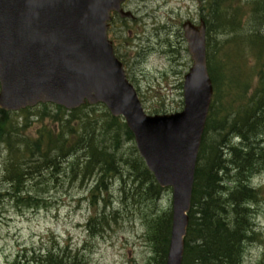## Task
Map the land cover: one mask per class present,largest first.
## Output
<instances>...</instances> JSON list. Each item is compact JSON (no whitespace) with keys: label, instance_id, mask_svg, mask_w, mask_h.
<instances>
[{"label":"trees","instance_id":"16d2710c","mask_svg":"<svg viewBox=\"0 0 264 264\" xmlns=\"http://www.w3.org/2000/svg\"><path fill=\"white\" fill-rule=\"evenodd\" d=\"M199 1L207 28V69L215 93L195 171L182 264H241L245 245L257 239L250 232L249 219L254 216H250L248 206L258 202L259 191L249 189L247 182L264 158V139L259 140L264 135V0ZM256 78L257 87L248 98ZM55 109L56 116L46 115L51 124L41 125L33 139L21 138L27 120L18 127L11 114L0 112V147L8 151L3 182L9 186L0 196L6 195L16 204L38 206L37 197L26 185L42 171L56 172L63 165V172H69L74 180L80 177L84 183L99 175L89 190L92 206L95 199L101 202L111 183L123 184L128 175L134 190L145 194L153 191L158 196L160 189L134 148L132 162L125 159L120 142L122 138L131 142L132 136L120 118L111 117L101 105H85L68 113ZM21 113L20 117L24 113L28 117L30 112ZM220 138L227 143L220 144ZM130 199L138 204L145 201L133 193ZM162 214L142 218L151 264L165 262L171 215L169 211ZM30 254L29 259L24 258L25 264H84L78 253L67 248ZM260 264H264V255Z\"/></svg>","mask_w":264,"mask_h":264},{"label":"water","instance_id":"95a60500","mask_svg":"<svg viewBox=\"0 0 264 264\" xmlns=\"http://www.w3.org/2000/svg\"><path fill=\"white\" fill-rule=\"evenodd\" d=\"M124 0H0V110L38 103L73 110L104 104L122 116L160 187L172 188L166 264H182L198 148L212 95L205 26L182 28L192 60L184 78V110L147 117L106 36Z\"/></svg>","mask_w":264,"mask_h":264},{"label":"rangeland","instance_id":"374dc122","mask_svg":"<svg viewBox=\"0 0 264 264\" xmlns=\"http://www.w3.org/2000/svg\"><path fill=\"white\" fill-rule=\"evenodd\" d=\"M199 6V0H128L125 10L134 18L123 23L116 19L111 25L110 39L116 54L148 114L174 113L182 109L183 77L192 63L186 52L181 24L187 20L197 23ZM29 112L28 117H20L21 113L10 115L18 127L27 120L21 138H35L41 125L51 124L46 115L54 117L57 114L51 106L45 109L38 106ZM219 141L222 145L227 143L222 138ZM237 142L233 141L234 144ZM131 150V144L123 148L129 162L133 159ZM7 152L0 147L2 193L9 187L3 182ZM260 162V172L251 182L253 187L262 189L259 191L261 199L253 205L256 206L253 222L259 237L264 239L263 157ZM65 166L56 172L42 171L26 185L37 197L38 206L16 204L8 196H0V264H25L24 258L29 259L32 252L63 250L66 246L68 251H79L78 256L84 264H148L152 254L144 238L142 218L150 215L156 218L167 212L171 207V192L163 190L158 196L153 191L145 194L139 189L134 190L131 179H125L123 186L115 181L110 184V195H103L108 208L102 211V204L95 199L98 203L96 212V206L91 208L93 198L88 192L98 182L99 175L91 176L82 185L80 177L81 180L74 181L69 172H63ZM132 193L145 201L136 203L130 199ZM99 212L97 221L89 224L91 214L95 216ZM262 253L264 247L259 242L247 243L241 262L260 264Z\"/></svg>","mask_w":264,"mask_h":264},{"label":"bare ground","instance_id":"6f19581e","mask_svg":"<svg viewBox=\"0 0 264 264\" xmlns=\"http://www.w3.org/2000/svg\"><path fill=\"white\" fill-rule=\"evenodd\" d=\"M42 162V161H41ZM219 183H221V182H219ZM191 205H192V197H191ZM221 222H223L222 220H221ZM226 226V225H225ZM227 227V226H226ZM229 230V229H228Z\"/></svg>","mask_w":264,"mask_h":264}]
</instances>
